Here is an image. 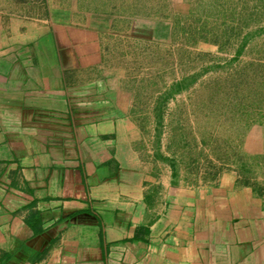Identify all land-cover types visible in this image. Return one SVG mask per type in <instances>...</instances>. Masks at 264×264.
<instances>
[{
	"label": "crops",
	"instance_id": "0c3cea01",
	"mask_svg": "<svg viewBox=\"0 0 264 264\" xmlns=\"http://www.w3.org/2000/svg\"><path fill=\"white\" fill-rule=\"evenodd\" d=\"M80 1L0 10V264H264V176L187 175L136 121L168 21Z\"/></svg>",
	"mask_w": 264,
	"mask_h": 264
},
{
	"label": "rangeland",
	"instance_id": "374dc122",
	"mask_svg": "<svg viewBox=\"0 0 264 264\" xmlns=\"http://www.w3.org/2000/svg\"><path fill=\"white\" fill-rule=\"evenodd\" d=\"M37 2L41 0H0V10L33 12ZM113 3L115 8H108ZM79 4H104L116 13L153 14L168 21L169 31L161 39L149 36L147 60L127 58L133 60L134 82L143 85L136 121L146 132L150 154L173 155L178 169L197 178L201 173L214 180L223 173L247 181L264 176V166L253 164L260 161L253 144L264 141V0ZM122 62L123 57L119 69Z\"/></svg>",
	"mask_w": 264,
	"mask_h": 264
}]
</instances>
